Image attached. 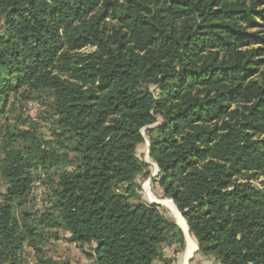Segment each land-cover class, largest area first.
Here are the masks:
<instances>
[{
  "label": "trees",
  "instance_id": "1",
  "mask_svg": "<svg viewBox=\"0 0 264 264\" xmlns=\"http://www.w3.org/2000/svg\"><path fill=\"white\" fill-rule=\"evenodd\" d=\"M145 138L196 253L264 264V0H0V264H175Z\"/></svg>",
  "mask_w": 264,
  "mask_h": 264
},
{
  "label": "rangeland",
  "instance_id": "2",
  "mask_svg": "<svg viewBox=\"0 0 264 264\" xmlns=\"http://www.w3.org/2000/svg\"><path fill=\"white\" fill-rule=\"evenodd\" d=\"M26 109V115H29L31 117H34L35 114L37 113L38 106L35 103H28L25 106ZM141 134L145 137V128H142ZM136 153L139 158L147 161V163L150 164L151 166V174L149 177L143 179L141 181V196L143 199L146 201L153 203L157 202L154 201L150 198L151 196H154L157 199H167L162 197L161 191L157 186H154L151 182V179L155 177L158 173V170L156 167H153L152 164H154L149 156H148V140L145 138L144 143L140 144L137 149ZM147 157V158H146ZM155 166V164H154ZM148 180V181H147ZM147 182L148 185V190L142 187V184ZM255 186L258 188L262 189L264 191V177L258 178L256 180L252 181ZM37 188L34 189V195L36 196V201H37V207H40L41 205V192H43V186H41V183L39 181L36 182ZM2 186L0 185V192L2 191ZM168 200V199H167ZM160 206L165 208L169 214L172 216L170 211L163 206L160 202H158ZM156 204V203H155ZM173 217V216H172ZM68 234H65L63 232H60V238L58 240H49L43 245V250L45 254L51 258H53L55 261L60 262V263H66V264H93V259L88 256L86 253H90L91 250L88 246H83V247H78L74 243H70L66 241V237ZM191 238V237H190ZM185 252L184 250L180 253L177 254V261L175 264H180L182 260V256ZM29 254H27L28 257V262L27 264H34L33 262L35 261V257L33 255V252L31 250L28 251ZM170 253V251H169ZM180 258V260H179ZM187 264H217L213 262L211 259L206 258L201 256L200 254L196 253V251L192 254V257L188 261Z\"/></svg>",
  "mask_w": 264,
  "mask_h": 264
},
{
  "label": "bare ground",
  "instance_id": "3",
  "mask_svg": "<svg viewBox=\"0 0 264 264\" xmlns=\"http://www.w3.org/2000/svg\"><path fill=\"white\" fill-rule=\"evenodd\" d=\"M152 165H153V167H155L154 164H152ZM142 187L145 188L146 190H148L147 182L143 183ZM150 198L154 201L160 202L163 206H165L170 211L172 216L177 218L178 222L181 224L183 230L185 231V233H186V236H185V238H186V249H185V252L182 256L181 264H187V261L192 256V253L194 252L196 245H195L194 241L190 238V236L187 234V225H186L183 217L180 215L177 208L174 206V204L170 200H167V199L160 200V199H157L151 195H150Z\"/></svg>",
  "mask_w": 264,
  "mask_h": 264
},
{
  "label": "water",
  "instance_id": "4",
  "mask_svg": "<svg viewBox=\"0 0 264 264\" xmlns=\"http://www.w3.org/2000/svg\"><path fill=\"white\" fill-rule=\"evenodd\" d=\"M147 162V161H146ZM155 167L157 168V166L155 165ZM157 170H158V168H157ZM153 203H156V204H158V205H160L158 202H153ZM179 213H180V215L182 216V214H183V212H181V211H178ZM174 218V220H175V222H176V224L178 225V227L181 229V231L183 232V234H184V238H185V236H186V233H185V231L183 230V228H182V226H181V224L178 222V220H177V218L176 217H173ZM187 234L189 235V233H188V230H187ZM185 242H186V238H185ZM185 249H186V245H185ZM195 250H197V247L195 248Z\"/></svg>",
  "mask_w": 264,
  "mask_h": 264
},
{
  "label": "crops",
  "instance_id": "5",
  "mask_svg": "<svg viewBox=\"0 0 264 264\" xmlns=\"http://www.w3.org/2000/svg\"><path fill=\"white\" fill-rule=\"evenodd\" d=\"M194 243H195V242H194ZM185 245H186V242H185ZM195 245H196V244H195ZM196 247H197V245H196ZM196 247H195V248H196ZM195 251L197 252V250H194V252H195ZM194 252H193V253H194ZM193 253H192V254H193ZM191 257H192V256H191ZM191 257H190V258H191ZM190 258L188 259V261L190 260ZM188 261H187V263H188ZM181 262H182V260H181ZM180 264H181V263H180Z\"/></svg>",
  "mask_w": 264,
  "mask_h": 264
}]
</instances>
